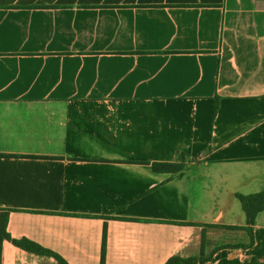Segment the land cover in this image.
<instances>
[{"label":"crops","instance_id":"0c3cea01","mask_svg":"<svg viewBox=\"0 0 264 264\" xmlns=\"http://www.w3.org/2000/svg\"><path fill=\"white\" fill-rule=\"evenodd\" d=\"M263 190L264 0H0L14 239L68 264H264V212L249 248L225 228ZM1 264L60 262L4 241Z\"/></svg>","mask_w":264,"mask_h":264},{"label":"trees","instance_id":"16d2710c","mask_svg":"<svg viewBox=\"0 0 264 264\" xmlns=\"http://www.w3.org/2000/svg\"><path fill=\"white\" fill-rule=\"evenodd\" d=\"M220 109V98H216V105L214 111V117L217 116ZM187 156L186 153L180 154V162L176 163H154L152 165L153 171L156 173H164V174H171V175H178L179 173L183 172L187 167ZM236 197L240 200L243 210L246 213L248 223L246 227H225L227 229H243L248 232L252 239V243L248 246H243L244 248H249L254 245L255 243V235L254 229L256 226V220L258 216L264 212V190L252 195H244L238 193ZM9 217L10 211H2L1 218H0V264L2 262V245L4 241H8L20 249H23L28 252L36 253L39 255L45 256H53L58 259L60 264H68V262L58 255L57 253L48 250L39 244L30 241L28 239H14L8 231V224H9ZM231 248L230 246H221L216 249V251ZM210 258L206 259L202 255L199 258H180L174 257L170 259L166 264H204L205 262L209 261ZM102 264H105V251H104V258Z\"/></svg>","mask_w":264,"mask_h":264}]
</instances>
